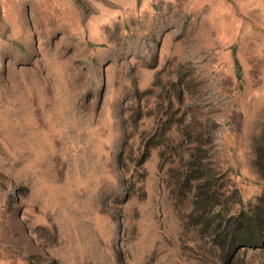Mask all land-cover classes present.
<instances>
[{"label": "rangeland", "instance_id": "1", "mask_svg": "<svg viewBox=\"0 0 264 264\" xmlns=\"http://www.w3.org/2000/svg\"><path fill=\"white\" fill-rule=\"evenodd\" d=\"M263 154L264 0H0V264H264L187 166L245 209Z\"/></svg>", "mask_w": 264, "mask_h": 264}, {"label": "trees", "instance_id": "2", "mask_svg": "<svg viewBox=\"0 0 264 264\" xmlns=\"http://www.w3.org/2000/svg\"><path fill=\"white\" fill-rule=\"evenodd\" d=\"M196 159L198 158L195 157L187 162L188 174L192 172V174L190 173L191 178L197 180L192 186L199 189L198 195L202 202L205 201L208 206L210 217L216 218L213 229L216 246L222 251H234L240 246H254L262 243L264 240V186L254 201L249 200L247 202L245 209H236L237 202H227L223 197V189H220L219 181L223 176L222 171L215 168L211 176L214 180L208 176V178L203 177L198 182L201 177H199V173L193 172L202 170L204 165L200 162L197 163ZM254 165L259 176L264 180V154L262 157L255 156ZM214 174L217 176L216 180ZM194 202L197 203L198 201ZM203 221L209 224L208 220ZM51 263L57 264L55 259H51Z\"/></svg>", "mask_w": 264, "mask_h": 264}, {"label": "water", "instance_id": "3", "mask_svg": "<svg viewBox=\"0 0 264 264\" xmlns=\"http://www.w3.org/2000/svg\"><path fill=\"white\" fill-rule=\"evenodd\" d=\"M264 243V240L262 241V244Z\"/></svg>", "mask_w": 264, "mask_h": 264}]
</instances>
